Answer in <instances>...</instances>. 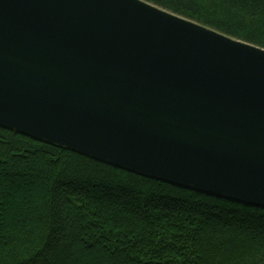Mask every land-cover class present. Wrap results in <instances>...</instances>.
Wrapping results in <instances>:
<instances>
[{"label":"water","instance_id":"obj_1","mask_svg":"<svg viewBox=\"0 0 264 264\" xmlns=\"http://www.w3.org/2000/svg\"><path fill=\"white\" fill-rule=\"evenodd\" d=\"M0 126L264 208V49L145 0H0Z\"/></svg>","mask_w":264,"mask_h":264},{"label":"trees","instance_id":"obj_2","mask_svg":"<svg viewBox=\"0 0 264 264\" xmlns=\"http://www.w3.org/2000/svg\"><path fill=\"white\" fill-rule=\"evenodd\" d=\"M264 49V0H145ZM0 264H264V208L0 126Z\"/></svg>","mask_w":264,"mask_h":264}]
</instances>
